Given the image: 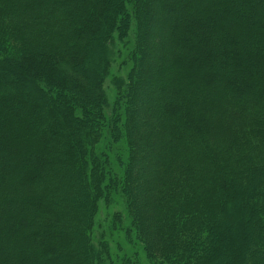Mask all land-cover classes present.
Returning <instances> with one entry per match:
<instances>
[{"label": "trees", "instance_id": "16d2710c", "mask_svg": "<svg viewBox=\"0 0 264 264\" xmlns=\"http://www.w3.org/2000/svg\"><path fill=\"white\" fill-rule=\"evenodd\" d=\"M0 264H264V0H0Z\"/></svg>", "mask_w": 264, "mask_h": 264}, {"label": "rangeland", "instance_id": "374dc122", "mask_svg": "<svg viewBox=\"0 0 264 264\" xmlns=\"http://www.w3.org/2000/svg\"><path fill=\"white\" fill-rule=\"evenodd\" d=\"M120 49L122 50V56L117 55L116 57L113 58L114 64L112 65V68H111V74L114 76L119 74V73H124L123 72L124 70L123 71L120 70L119 67H121L122 59L125 58V50L123 49V47L121 45H120ZM119 71H121V72H119ZM147 77H149V76H147ZM111 81H112V77H109L105 83V90L107 92V95H108L110 102H112L114 100L115 95L117 93V92L115 93V90L111 85ZM146 91H147V95L150 96L151 98L153 96H155V94L157 93V89L153 86H150V85H148ZM134 105L138 109H141V107H142V104L140 102H137V101L134 103ZM148 108H151V107H148ZM121 206H122V204L118 200L116 201L115 204L111 205L109 208H107L105 203L100 204V210H99L98 216L96 217V224H97V226L99 225V228L96 230V232H101V230L104 227H107L108 222H109L110 217H111V214L113 213V211L121 209L122 208ZM119 239H121V237H119Z\"/></svg>", "mask_w": 264, "mask_h": 264}]
</instances>
